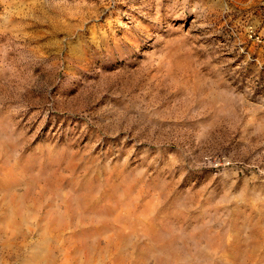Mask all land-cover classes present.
Returning a JSON list of instances; mask_svg holds the SVG:
<instances>
[{
    "label": "rangeland",
    "instance_id": "obj_1",
    "mask_svg": "<svg viewBox=\"0 0 264 264\" xmlns=\"http://www.w3.org/2000/svg\"><path fill=\"white\" fill-rule=\"evenodd\" d=\"M120 258L264 264V0H0V264Z\"/></svg>",
    "mask_w": 264,
    "mask_h": 264
},
{
    "label": "bare ground",
    "instance_id": "obj_2",
    "mask_svg": "<svg viewBox=\"0 0 264 264\" xmlns=\"http://www.w3.org/2000/svg\"><path fill=\"white\" fill-rule=\"evenodd\" d=\"M58 160H59V159H58ZM59 163H60V162H59ZM69 163H70V162H69ZM59 167H60V166H59ZM58 169H59V168H58ZM58 173H59V172H58ZM60 175H61V174H60ZM13 176H14V175H13ZM54 178H55V177H54ZM72 178H73V177H72ZM19 179H20V178H19ZM42 179H43V178H42ZM70 179H71V178H70ZM71 180H72V179H71ZM11 181H12V180H11ZM11 181L8 182V183L10 184ZM74 181H75V180H74ZM6 182H7V181H6ZM12 182H13V181H12ZM57 183H58V182H57ZM72 183H73V182H72ZM81 183H82V182H81ZM107 183H108V182H107ZM73 184H74V183H73ZM86 184H87V183H86ZM2 185H3V184H2ZM62 185H63V184H62ZM4 186H7V185H4ZM65 186H66V185H65ZM68 186H69V185H68ZM71 186H72V185H71ZM74 186H75V185H74ZM74 186H73V187H74ZM76 186H77V183H76ZM84 186H85V184H84ZM109 186H110V185H109ZM113 186H114V185H113ZM1 187H3V186H1ZM10 187H11V186H10ZM78 187H79V186H78ZM85 187H86V186H85ZM85 187H83V189H84ZM55 188H56V187H55ZM87 188H88V187H87ZM1 189H2V188H1ZM88 189H89V188H88ZM9 190H10V189H9ZM81 190H82V189H81ZM85 190H86V189H85ZM111 190H112V189H111ZM75 191H76V190H75ZM75 191H74V193H75ZM83 191H84V190H83ZM83 191H82V192H83ZM6 192H8V191H6ZM6 192H5V193H6ZM84 192H85V191H84ZM87 192H89V191H87ZM90 192H91V191H90ZM5 193H3V194H5ZM74 193H73V194H74ZM77 193H78V191H77ZM111 193H112V192H111ZM8 194H10V193H8ZM69 194H70V193H69ZM69 194H68V195H69ZM10 195H11V194H10ZM74 195H75V194H74ZM79 195H80V194H79ZM81 195H82V193H81ZM83 195H85V193H84ZM14 196H15V195H14ZM44 196H45V195H44ZM3 197H4V195H3ZM8 197H9V196H8ZM11 197H13V196L11 195ZM11 197H10V198H11ZM20 197H21V196H20ZM20 197H19V198H20ZM49 197H50V196H49ZM49 197H48V198H49ZM79 197H81V196H79ZM105 197H106V196H105ZM6 198H7V197H6ZM14 198H15V197H14ZM14 198H11V199L13 200ZM53 198H54V197H53ZM86 198H87V197H86ZM8 199H9V198H8ZM41 199H42V198H41ZM72 199H73V198H72ZM74 199H75V197H74ZM78 199H79V198H78ZM89 199H90V198H89ZM5 200L7 201V199H5ZM15 200H17V198H15ZM35 200H36V199H35ZM43 200H44V199H43ZM43 200H42V201H43ZM51 200H52V199H51ZM56 200H57V199H56ZM56 200H54V202H55ZM62 200H63V199H62ZM83 200H85V199H83ZM90 200H91V199H90ZM2 201H3V200H2ZM6 201H5V203H7V202L9 203L10 200H8L7 202H6ZM13 201H14V200H13ZM13 201H11L12 204H13ZM17 201H18V200H17ZM22 201H23V200L21 199V202H22ZM64 201H65V200H64ZM75 201H77V200H75ZM87 201H88V200H87ZM93 201H94V200H93ZM40 202H41V201H39V203H40ZM54 202H53V203H54ZM65 202H66V201H65ZM2 203H3V202H2ZM15 203H16V202H14V205H15ZM19 203H20V202H19ZM81 203L84 204L83 202H81ZM16 204H17V203H16ZM21 204H22V203H21ZM21 204H20V206L22 207L23 204H22V205H21ZM49 204H50V203H49ZM59 204H60V203H59ZM67 204H68V203H67ZM71 204H72V203H71ZM71 204H70V205H71ZM8 205H9V204H8ZM29 205H30V204H29ZM53 205H54V204H53ZM53 205H52V206H53ZM72 205H73V204H72ZM84 205H85V204H84ZM88 205H89V203H88ZM4 206H5V205H4ZM25 206H26V205H25ZM31 206H32V204H31ZM44 206H45V205H44ZM47 206H51V205H47ZM47 206H46V208H47ZM62 206H65V207H66V204H65V205H62ZM73 206H74V205H73ZM80 206H81V204H80ZM6 207H7V204H6ZM8 207H9V206H8ZM33 207H34V206H33ZM36 207H37V206H36ZM36 207H34V208L37 209ZM69 207H70V206H69ZM77 207H78V206H77ZM153 207H154V206H153ZM12 208H13V206H12ZM16 208H17V207H16ZM18 208H20V207L18 206ZM18 208H17V209H18ZM27 208H28V207H27ZM44 208H45V207H44ZM50 208H51V207H50ZM29 209H30V208H29ZM35 209H34V210H35ZM39 209H40V208H39ZM42 209H43V208H42ZM47 209H48V208H47ZM47 209H46V211H48ZM71 209H72V208H71ZM71 209H70V210H71ZM73 209H74V208H73ZM78 209H79V208H78ZM87 209H88V208H87ZM87 209H86V210H87ZM99 209H100V208H99ZM151 209H152V208H151ZM151 209H150V210H151ZM9 210L11 211V208H9ZM27 210H28V209H27ZM31 210H33V209H31ZM150 210H149V211H150ZM15 211L17 212V210H15ZM15 211H14V213H15ZM39 211H40V210H39ZM68 211H69V210H68ZM120 211H121V210H120ZM151 211H152V210H151ZM30 212H31V211H30ZM56 212H57V209H56ZM88 212H89V211H88ZM88 212H87V213H88ZM10 213H11V212H10ZM12 213H13V212H12ZM32 213H33V211H32ZM32 213H31V214H32ZM39 213H40V212H39ZM68 213H69V212H68ZM72 213H73V212H72ZM74 213H75V212H74ZM76 213H77V212H76ZM78 213H79V212H78ZM82 213H84V212H82ZM89 213H90V212H89ZM91 213L93 214L94 212H91ZM147 213H148V212H147ZM47 214H48V213L45 212V215H47ZM85 214H86V212H85ZM150 214H151V213H150ZM158 214H159V213H158ZM10 215H11V214H10ZM81 215H82V214H81ZM98 215H99V214H98ZM17 216H18V215H17ZM55 216H56V214H55ZM55 216H54V217H55ZM76 216H77V215H76ZM78 216H79V215H78ZM84 216H85V215H84ZM92 216H93V215H92ZM51 217H52V216H51ZM60 217H61V216H60ZM100 217H103V216H100ZM42 218H43V217H42ZM46 218H47V217H46ZM48 218H49V217H48ZM62 218H63V217H62ZM93 218H95V217H93ZM93 218H92V219H93ZM10 219H11V218H10ZM56 219H57V218H56ZM82 219H84V218H82ZM85 219H86V218H85ZM105 219H107L106 216H105ZM166 219H167V218H166ZM41 220H42V219H41ZM48 220H49V219H48ZM68 220H69V218H68ZM76 220H77V219H76ZM98 220H99V219H98ZM102 220H103V218H102ZM107 220H108V219H107ZM55 221H56V220H55ZM63 221H65V220H63ZM69 221H70V220H69ZM83 221H84V220H83ZM87 221H88V220H87ZM99 221H101V220H99ZM103 221H104V220H103ZM109 221H110V220H109ZM43 222H44V221H43ZM9 223H10V222H9ZM87 223H88V222H87ZM104 223H106V222L104 221ZM104 223L102 222L101 225L104 224ZM22 224H23V223H22ZM41 224H42V223H41ZM48 224H49V222H48ZM91 224H93V223H91ZM4 225H5V224H4ZM36 225H37V224H36ZM53 225H54V222H53ZM89 225H90V224H89ZM96 225H98V224H96ZM23 226H24V225H23ZM23 226H22V227H23ZM43 226H44V228H45V225H43ZM54 226H55V225H54ZM56 226H57V225H56ZM72 226H73V225H72ZM72 226H71V227H72ZM84 226H86V225H84ZM87 226H88V225H87ZM22 227H21V228H22ZM6 228H7V227H6ZM44 228H43V229H44ZM51 228H52V227H51ZM55 228H56V227H55ZM65 228H66V227H65ZM74 228H75V227H74ZM83 228H84V227H83ZM85 228H87V227H85ZM61 229H62V228H61ZM89 229H90V228H89ZM89 229H88V231H89ZM93 229H94V228H93ZM99 229H100V228H99ZM109 229H110V228H109ZM111 229H113V228H111ZM120 229L122 230V228H120ZM175 229H176V228H175ZM18 230H20V229H18ZM47 230H48V229H47ZM47 230H46V231H47ZM56 230H57V232L59 231V229H56ZM56 230H53V231H56ZM62 230H63V229H62ZM65 230H66V229H65ZM72 230H73V229H72ZM121 230H120V231H121ZM8 231H9V230H8ZM42 231H43V230H42ZM42 231H41V232H42ZM44 231H45V230H44ZM44 231H43V232H44ZM85 231H87V230H85ZM85 231H84V232H85ZM114 231H118V230H114ZM122 231H123V230H122ZM159 231H160V230H159ZM41 232H40V233H41ZM67 232H68V231H67ZM84 232H83V233H84ZM162 232H163V231H162ZM54 233H55V232H54ZM59 233H60V232H59ZM64 233H65V232H64ZM78 233H79V232H78ZM87 233L89 234V232H87ZM37 234H38V233H37ZM44 234H45V233H44ZM62 234H63V232H62ZM130 234H131V233H130ZM55 235H56V234H55ZM58 235H59V234H58ZM83 235H84V234H83ZM86 235H87V234H86ZM94 235H95V233H94ZM128 235H129V234H128ZM160 235H161V234H160ZM40 236H41V235H40ZM50 236H51V235H50ZM52 236H53V235H52ZM65 236H66V235H65ZM72 236H73V235H72ZM88 236H89V235H88ZM143 236H144V235H143ZM53 237H54V236H53ZM59 237H60V236H59ZM70 237H71V236H70ZM70 237H68V238H70ZM81 237H82V236H81ZM41 238H43V237H41ZM47 238H48V237H47ZM47 238L44 239V240L46 241ZM55 238H56V237H55ZM65 238H66V237H65ZM68 238H66V239H68ZM71 238H73V237H71ZM74 238H75V240H78V239H79L78 237H77L78 239H77L76 237H74ZM86 238H87V237H86ZM89 238H90V237H89ZM93 238H95V237H92V239H93ZM96 238H97V237H96ZM146 238L148 239L149 237H146ZM49 239H50V238H49ZM81 239L83 240V237H82ZM100 239H101V237H100ZM147 239H146V240H147ZM155 239H157V238H155ZM159 239H160V238H159ZM159 239H158V240H159ZM180 239H181V238H180ZM44 240H43V241H44ZM57 240H58V239H57ZM57 240H56V241H57ZM69 240H70V239H69ZM71 240H72V239H71ZM71 240H70V242H71ZM88 240H89V239H88ZM90 240H91V238H90ZM101 240H102V239H101ZM101 240H100V242H101ZM148 240H150V239H148ZM162 240H163V239H162ZM78 241H79V240H78ZM91 241H92V240H91ZM95 241H96V239H95ZM97 241H98V239H97ZM155 241H156V240H155ZM40 242H41V240H40ZM58 242H59V241H58ZM66 242H68V241H66ZM66 242H65V243H66ZM73 242H74V240H73ZM80 242H81V240H80ZM130 242H131V240L129 241V243H130ZM153 242H154V241H153ZM186 242H187V241H186ZM76 243H78V242L76 241ZM76 243H75V244H76ZM83 243H84V241H83ZM89 243H90V241H89ZM113 243H114V242H113ZM117 243H118V242H117ZM117 243H115V244H117ZM133 243H134V241H133ZM133 243H132V244H133ZM154 243H155V242H154ZM40 244H41V243H40ZM44 244H45V243H44ZM68 244H69V243H68ZM73 244H74V243H73ZM75 244H74V245H75ZM79 244H80V243H79ZM90 244H91V243H90ZM97 244H98V243H97ZM107 244H108V243H107ZM124 244H125V243H124ZM177 244H178V243H177ZM182 244H185V242L182 243ZM50 245H51V243H50ZM52 245H53V244H52ZM74 245H72V246H74ZM76 245H77V244H76ZM94 245H95V244H94ZM121 245H122V244H121ZM128 245H129V244H128ZM166 245H167V244H166ZM166 245H165V247L168 246V245H167V246H166ZM169 245H171V244H169ZM46 246H48V245H46ZM46 246H45V247H46ZM77 246H79V245H77ZM77 246H76V247H77ZM81 246H82V244H81ZM81 246H80V248H82ZM84 246H85V248L87 247V245H84ZM90 246H91V245H89V247H90ZM105 246H106V245H105ZM125 246H126V245H125ZM130 246H131V245H130ZM45 247H44V248H45ZM52 247H53V246H52ZM69 247H71V246H69ZM94 247H95V246H94ZM103 247H104V246H103ZM112 247H113V246H112ZM112 247H111V248H112ZM122 247H124V245H123ZM128 247H129V246H128ZM162 247H164V246H162ZM39 248H40V247H39ZM47 248H48V247H47ZM47 248H46V250H47ZM53 248H54V247H53ZM56 248H57V247H56ZM80 248H78V249H80ZM97 248H98V245H97ZM101 248H102V247H101ZM105 248H106V247H105ZM105 248H103V249L106 250ZM114 248H115V247H114ZM120 248H121V247H120ZM129 248H130V247H129ZM49 249H50V248H49ZM70 249H71V248H70ZM86 249H87V248H86ZM86 249H85V250H86ZM90 249H91V248H90ZM46 250H45V251H46ZM71 250H72V249H71ZM85 250H84V248H82V252H81V253H82V256H85V257H86V255H85ZM87 250H88V249H87ZM96 250H97V249H96ZM165 250H167V249H165ZM169 250H170V249H169ZM172 250H173V248H172ZM174 250H175V249H174ZM181 250H182V249H181ZM38 251H40V249H39ZM38 251L36 250L35 252H38ZM56 251H57V250H56ZM90 251H92V250H90ZM94 251H95V250H94ZM123 251H124V250H123ZM131 251H132V250H131ZM163 251H164V250H163ZM170 251H171V250H170ZM176 251H177V250H176ZM40 252H41V251H40ZM47 252H49V251H47ZM54 252H55V251H54ZM69 252H70V251H69ZM88 252H89V251H88ZM140 252H141V251H140ZM167 252H169V251H167ZM31 253H33V252L31 251ZM44 253H45V252H44ZM44 253H42V254H44ZM76 253H77V252H76ZM79 253H80V251H79ZM92 253H94V252H92ZM129 253H130V252H129ZM143 253H144V252H143ZM143 253H142V254H143ZM151 253H152V252H151ZM155 253H156V252H155ZM40 254H41V253H40ZM49 254H50V252H49ZM56 254H57V253H56ZM72 254H73V253H72ZM113 254H115V253H113ZM127 254H128V253H127ZM127 254H126V255H127ZM135 254H136V253H135ZM137 254H138V253H137ZM142 254H141V255H142ZM146 254H148V253H146ZM157 254H158V253H157ZM163 254H164V252H163ZM172 254H173V253H172ZM172 254H171V255H172ZM174 254H175V253H174ZM177 254H179V253H177ZM182 254H183V253H182ZM184 254H185V253H184ZM187 254H188V253H187ZM37 255H39V254H37ZM53 255H55V254H53ZM96 255H97V254H96ZM169 255H170V254H169ZM29 256H30V255H29ZM42 256H43V255H42ZM47 256H49V255H47ZM55 256H56V255H55ZM73 256H75V255H73ZM73 256H71V257L73 258ZM76 256H78V255H76ZM82 256H81V257H82ZM88 256H89V255H88ZM94 256H95V255H94ZM129 256H131V255L128 254V257H129ZM139 256H140V255H139ZM139 256H137L136 258H138ZM146 256H147V255H144L145 258H146ZM163 256H164V255H163ZM172 256H174V255H172ZM172 256H168V257H171V259H172ZM179 256H180V255H179ZM182 256H183V255H182ZM187 256H188V255H187ZM30 257L33 258V256H30ZM35 257H37V256H35ZM92 257H93V255H92ZM96 257H97V256H96ZM98 257H100V256H98ZM122 257H123V256H122ZM140 257H141V256H140ZM142 257H143V256H142ZM142 257H141V258H142ZM155 257H156V256H154V258H155ZM41 258H42V257H41ZM41 258H40V259H41ZM43 258H46V257H43ZM76 258H78V257H76ZM79 258H80V256H79ZM87 258H88V257H87ZM87 258H85V260H86ZM93 258H94V257H93ZM106 258H107V257H106ZM125 258H126V257H125ZM131 258H132V257H131ZM131 258H128V259L131 260ZM136 258H135L134 260H136ZM166 258H167V256H166ZM190 258H191V257H190ZM25 259H26V258H25ZM27 259H31V258L27 257ZM61 259H62V257H61ZM70 259H71V258H70ZM88 259H89V258H88ZM138 259H139V258H138ZM188 259H189V258H188ZM31 260H32V259H31ZM34 260H36V259H34ZM47 260H49V259H47ZM50 260H51V259H50ZM54 260H55V259H54ZM54 260H52L51 262L54 263V262H53ZM76 260H77V259H76ZM90 260H91V259H90ZM92 260H93V259H92ZM99 260H100V259H98L97 262H98ZM104 260H105V259H104ZM140 260H142V259H140ZM143 260H144V259H143ZM168 260H169V259H168ZM172 260H173V259H172ZM182 260H183V259H182ZM20 261H21V260H20ZM82 261H84V259H83ZM93 261H95V260H93ZM93 261H92V262H93ZM100 261H101V260H100ZM102 261H103V260H102ZM125 261H127V260H125ZM22 262H23V261H22ZM25 262H26V261H25ZM29 262H30V261H29ZM29 262H28V263H29ZM74 262H76V261H74ZM88 262H89V261H88ZM127 262H128V261H127ZM129 262H130V261H129ZM139 262H140V261H139ZM142 262H143V261H142ZM165 262H166V261H165ZM177 262H178V261H177ZM183 262H184V261H183ZM40 263H41V262H40ZM42 263H43V262H42ZM69 263H71V262H69ZM90 263H91V262H90ZM94 263H96V261H95ZM94 263H93V264H94ZM99 263H100V262H99ZM122 263H123V259H122V258L118 259V264H122ZM180 263H181V262H180ZM18 264H19V263H18ZM26 264H27V263H26ZM45 264H47V263H45ZM71 264H72V263H71ZM75 264H76V263H75ZM77 264H79V263H77ZM80 264H81V263H80ZM87 264H88V263H87ZM97 264H98V263H97ZM140 264H143V263H140ZM144 264H145V263H144ZM165 264H166V263H165Z\"/></svg>",
    "mask_w": 264,
    "mask_h": 264
}]
</instances>
